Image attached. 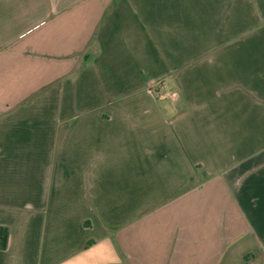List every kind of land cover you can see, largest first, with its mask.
Instances as JSON below:
<instances>
[{"label":"crops","instance_id":"1","mask_svg":"<svg viewBox=\"0 0 264 264\" xmlns=\"http://www.w3.org/2000/svg\"><path fill=\"white\" fill-rule=\"evenodd\" d=\"M0 226V264H264V0H0Z\"/></svg>","mask_w":264,"mask_h":264},{"label":"trees","instance_id":"2","mask_svg":"<svg viewBox=\"0 0 264 264\" xmlns=\"http://www.w3.org/2000/svg\"><path fill=\"white\" fill-rule=\"evenodd\" d=\"M7 241V229L3 226H0V249H4L6 247Z\"/></svg>","mask_w":264,"mask_h":264},{"label":"built area","instance_id":"3","mask_svg":"<svg viewBox=\"0 0 264 264\" xmlns=\"http://www.w3.org/2000/svg\"><path fill=\"white\" fill-rule=\"evenodd\" d=\"M157 83L156 82H154L151 86H150V89L152 90V91H155V92H157L156 91V88H157V85H156ZM171 97V98H174L175 97V92H170V93H167V92H160L159 93V97Z\"/></svg>","mask_w":264,"mask_h":264}]
</instances>
